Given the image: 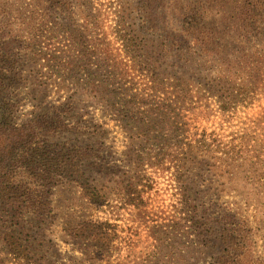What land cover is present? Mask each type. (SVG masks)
Here are the masks:
<instances>
[{
	"label": "rangeland",
	"instance_id": "374dc122",
	"mask_svg": "<svg viewBox=\"0 0 264 264\" xmlns=\"http://www.w3.org/2000/svg\"><path fill=\"white\" fill-rule=\"evenodd\" d=\"M37 1L0 0V70L6 77L0 97L14 107L18 125L35 116L52 117L60 107V129L37 133L19 146L45 148V159L56 148L70 147L87 168L88 182L106 187L108 203L90 208L74 179L62 181L55 173L53 184L47 183L49 210L42 219L24 220L28 232L45 235L33 260H17L4 245L0 209V264H211L222 246L201 232L221 228L225 210L248 220L255 256L264 260V185H247L264 182V11L259 14L260 35L248 41L225 47L222 38L204 54V49L191 47L190 68L200 69L201 77L217 78L228 62L243 57L262 62L257 80L245 87L246 95L223 110L211 95L195 90L177 94L167 81L149 82L146 67L131 61L115 38L116 23L125 20L149 41L185 39L190 33L176 31L177 10L187 24L196 22L202 32L208 31L221 16L216 11L210 15L204 0H174L164 8L152 0H42L40 7ZM192 2L197 16L185 15L193 10ZM82 37L88 42L85 53L77 47ZM179 51L170 52V62L182 56ZM132 97L135 105H124ZM107 100L115 107L105 105ZM198 141L207 144L201 148L208 155L194 169L189 148ZM240 141L235 168L223 175L222 150ZM26 176L18 169L19 179ZM183 180L196 187V214L181 204L178 181ZM87 219L107 224L115 234L100 261L93 259L92 252L99 250L94 242L71 237Z\"/></svg>",
	"mask_w": 264,
	"mask_h": 264
},
{
	"label": "trees",
	"instance_id": "16d2710c",
	"mask_svg": "<svg viewBox=\"0 0 264 264\" xmlns=\"http://www.w3.org/2000/svg\"><path fill=\"white\" fill-rule=\"evenodd\" d=\"M152 1L162 4V8L167 3L174 2V0ZM204 3L208 5L211 11L210 15H214L213 12L216 11V14L221 16L216 18L217 20L211 21L208 31L202 32L200 28L196 27V22L194 26L190 23L187 24L185 18L180 16V11L182 10H177L179 12H176V15H178L180 20H178L179 27L176 31L183 35L190 33L185 39L173 38V36H160L156 42L149 41L147 38L135 33L125 20L116 23L115 38L119 41L121 49L131 61L146 67L150 79L149 82H157L163 85L167 81L172 92L177 94L182 92L190 94L192 90H195L209 96L211 95L216 98L221 109L226 110L233 104L238 95H246L245 87L247 83L257 80L258 72L260 71L259 65L262 62L258 59L248 61L243 57L239 61L228 62L217 78L201 77L199 76L201 75L200 69L193 70L190 68L191 62H188V59L191 47L204 49L202 52L204 54L208 52V47H217L219 39H224L221 44L226 47L227 44L236 40L248 41L252 36L260 35L258 30L261 29L262 20L259 21V14L264 11V0H204ZM36 4L39 7L44 6L42 0H38ZM190 6L193 7V10H185V15L189 11L191 15L197 16L198 14L195 12L196 3L192 2ZM44 10L46 11V9ZM45 11L40 14V17L45 16ZM144 23H148V21ZM205 26L207 25L205 24ZM79 40L83 42H77V47L85 53L88 51L87 39L82 37ZM174 48L180 49L179 53L182 56H174L177 62L172 63V61L170 62L169 54L173 52ZM210 53L213 54V52ZM153 55H155L154 62H152ZM167 72H170L168 76H166ZM173 72H175L174 75H172ZM189 72L191 74L187 77ZM237 73L246 74V77L241 80V76L237 75ZM1 75L0 70V90L4 86L2 83L6 79V77L3 78ZM0 99L1 238L14 258L21 261L33 260L32 258L36 251L35 246L40 248L43 246L45 235L33 233V230L28 232L26 228L27 220H24L29 216L42 219L49 210L51 203L47 196L50 194V189H47V183L48 187L53 184L51 180L55 177V173L59 174L58 178L62 181L66 179L70 183L74 179L79 187L82 200L94 210L101 209L107 205L108 192L103 184L94 183L95 181L93 183L88 182L85 178L87 176V168L78 162L81 160L77 158L76 153L74 154V150L70 147H63L61 151L56 148L53 151V155L48 156L52 158L47 157V162V158L45 159L42 155L46 152L45 148L29 150L19 146L23 145L27 140H32L37 133L53 134L56 132L60 127H58V114L60 116L63 113H58L60 107L56 108L52 117L47 115L35 116V119L32 118L26 123L18 125L12 113L14 107L10 103L2 102L3 98L0 97ZM104 103H106L105 105H111L108 100ZM127 104L135 105L134 98L132 97L129 101L124 102V105ZM115 105H111V107L113 106L114 108ZM63 108H66V111L69 112L71 107L63 105ZM116 113H119L118 109L115 110ZM47 118L48 121L46 122ZM201 146H207V144H204V141H198L195 147L189 148L192 162H195L194 169H198L201 166L198 162H204L202 159L208 155V150H202L203 147L201 148ZM240 146H242L241 141L237 146L232 145L228 149L222 150L223 158L219 160H223L224 163L220 164L219 167L223 169V175H228L231 170H234V163L241 154ZM85 154L83 152L84 156ZM45 167L47 168L45 169ZM18 169L27 172L26 180L18 178ZM95 169L98 171L97 168ZM36 178L39 179L38 182ZM48 179L50 182H46ZM179 179L181 180V178ZM228 180L229 182L231 181V179ZM178 182L181 191V204H183L186 211L188 210L189 213L194 211V214H196L199 208L198 205L194 204L197 201V191L195 190L196 187L190 186L194 182L188 180ZM260 184L264 185V182L252 181L247 183L248 186H260ZM127 188H133V186L129 185ZM131 195L133 194L129 193V196ZM130 203L136 205L134 204L135 199H131ZM189 209L193 211L191 212ZM221 218L223 219L222 226L219 229L217 228V231H215L214 227H211V230H202L201 232L203 236L206 234L204 239L210 238L212 243L218 242L222 246L219 254L213 258V263L211 264H264V260L255 256V244L252 230L248 226V220L242 219L233 210L223 211ZM106 225L91 219L83 220L75 231L74 229L71 231V237L82 241L91 240L94 242L96 244L95 247L99 250L92 252L93 259L100 261L105 258L115 238V234L111 231V228L109 229L110 226L106 229ZM206 226L207 224H203L201 227ZM201 227L196 228L201 229ZM28 233H31V236Z\"/></svg>",
	"mask_w": 264,
	"mask_h": 264
}]
</instances>
